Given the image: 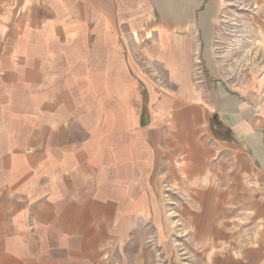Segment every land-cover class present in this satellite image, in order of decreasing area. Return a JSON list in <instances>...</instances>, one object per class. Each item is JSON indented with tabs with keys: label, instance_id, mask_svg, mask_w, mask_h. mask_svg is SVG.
<instances>
[{
	"label": "crops",
	"instance_id": "obj_1",
	"mask_svg": "<svg viewBox=\"0 0 264 264\" xmlns=\"http://www.w3.org/2000/svg\"><path fill=\"white\" fill-rule=\"evenodd\" d=\"M162 195L264 264V0H0V264H173Z\"/></svg>",
	"mask_w": 264,
	"mask_h": 264
},
{
	"label": "rangeland",
	"instance_id": "obj_2",
	"mask_svg": "<svg viewBox=\"0 0 264 264\" xmlns=\"http://www.w3.org/2000/svg\"><path fill=\"white\" fill-rule=\"evenodd\" d=\"M224 18V17H223ZM232 23V20L229 19H222L221 20V26L228 28L230 24ZM166 196L162 195L160 196L161 202H162V218L160 221V234L162 236L167 235L169 241L171 242L169 246L172 248L175 260L173 261V264H196V258H193L194 260L190 259L189 261H184L183 258H181L182 253L189 252L191 254L197 253V245L195 244H185L181 242V230L179 228L177 220L173 217L174 213L171 211H167L166 208ZM154 241H151L143 247L147 248L150 251L156 252L157 257H160V253H163L164 247L161 244L153 243ZM147 251V250H146ZM156 264H164V259H157ZM148 264V261L146 262ZM167 264L168 261L166 262Z\"/></svg>",
	"mask_w": 264,
	"mask_h": 264
}]
</instances>
